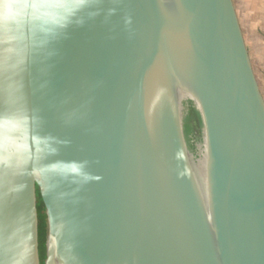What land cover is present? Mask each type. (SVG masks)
<instances>
[{"label": "water", "instance_id": "water-1", "mask_svg": "<svg viewBox=\"0 0 264 264\" xmlns=\"http://www.w3.org/2000/svg\"><path fill=\"white\" fill-rule=\"evenodd\" d=\"M36 189L44 264H264L232 0H0V264H40Z\"/></svg>", "mask_w": 264, "mask_h": 264}, {"label": "crops", "instance_id": "crops-1", "mask_svg": "<svg viewBox=\"0 0 264 264\" xmlns=\"http://www.w3.org/2000/svg\"><path fill=\"white\" fill-rule=\"evenodd\" d=\"M252 70L264 99V0H232Z\"/></svg>", "mask_w": 264, "mask_h": 264}, {"label": "trees", "instance_id": "trees-1", "mask_svg": "<svg viewBox=\"0 0 264 264\" xmlns=\"http://www.w3.org/2000/svg\"><path fill=\"white\" fill-rule=\"evenodd\" d=\"M36 199H37L36 209H37V219H38V253H39L40 264H44L46 258L45 242L47 235V223H46L45 208L41 200L39 191L37 189H36Z\"/></svg>", "mask_w": 264, "mask_h": 264}, {"label": "rangeland", "instance_id": "rangeland-1", "mask_svg": "<svg viewBox=\"0 0 264 264\" xmlns=\"http://www.w3.org/2000/svg\"><path fill=\"white\" fill-rule=\"evenodd\" d=\"M247 51H248V50H247ZM248 55H249V54H248ZM262 91H263V94H264V87H263V90H262ZM260 92H261V91H260Z\"/></svg>", "mask_w": 264, "mask_h": 264}, {"label": "flooded vegetation", "instance_id": "flooded-vegetation-1", "mask_svg": "<svg viewBox=\"0 0 264 264\" xmlns=\"http://www.w3.org/2000/svg\"><path fill=\"white\" fill-rule=\"evenodd\" d=\"M191 112V111H190Z\"/></svg>", "mask_w": 264, "mask_h": 264}]
</instances>
